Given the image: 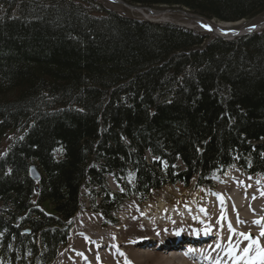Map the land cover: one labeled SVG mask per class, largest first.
Listing matches in <instances>:
<instances>
[{
    "label": "trees",
    "instance_id": "obj_1",
    "mask_svg": "<svg viewBox=\"0 0 264 264\" xmlns=\"http://www.w3.org/2000/svg\"><path fill=\"white\" fill-rule=\"evenodd\" d=\"M122 1L226 23L264 16V0ZM98 3L0 0V143L11 138L0 264H52L87 184L109 219L123 195L205 184L229 165L264 175V32L231 42ZM110 173L126 180L123 195L106 188Z\"/></svg>",
    "mask_w": 264,
    "mask_h": 264
},
{
    "label": "bare ground",
    "instance_id": "obj_2",
    "mask_svg": "<svg viewBox=\"0 0 264 264\" xmlns=\"http://www.w3.org/2000/svg\"><path fill=\"white\" fill-rule=\"evenodd\" d=\"M109 1L144 14V8L122 0ZM258 27L228 33L216 31V35L232 42L238 37L237 33ZM263 27L264 23L258 30ZM208 29L213 31L211 26ZM215 190L219 193L209 198L206 204H203L202 193L196 198L193 193H185L182 197L170 193L172 198L163 195L161 202L152 201L146 206L131 202L106 231H102L104 221L96 216L88 214L81 217L70 240L68 238L69 244L64 245L67 247L57 255L55 264H195L193 258L190 260L193 255L189 249L216 262L229 259L236 264H246L247 257L239 259L244 257L243 250L248 248L241 233L259 238L258 243L264 248V236L261 235L264 225L254 223L264 219V183L253 179L241 182L229 179L227 185H220ZM25 232L30 233L31 230L25 229ZM213 234L216 239H211ZM249 248L248 255L255 259L256 245Z\"/></svg>",
    "mask_w": 264,
    "mask_h": 264
},
{
    "label": "rangeland",
    "instance_id": "obj_3",
    "mask_svg": "<svg viewBox=\"0 0 264 264\" xmlns=\"http://www.w3.org/2000/svg\"><path fill=\"white\" fill-rule=\"evenodd\" d=\"M101 3H98L99 5H104L106 6L108 9L113 10V11H117V13H120L123 16L126 17H130V18H134V19H138L141 21H150L153 23H169V24H174L178 27L181 28H186L189 31H195L196 33L199 34H203V35H207L210 38L213 37H217L218 35H216V31H221L222 33H228L232 30H240L243 28H249V27H254L256 25L262 24L264 23V16L262 17H258L256 19H252V20H245V21H238V22H218L217 20H208L207 19H203L202 17L196 16V14H193L191 12H189L186 8L183 7H177V6H156L153 9H147L144 8V14H141L140 12L136 11V10H131L130 8L126 7L123 4H115L110 2L109 0H98ZM140 8V7H138ZM142 8V7H141ZM140 8V9H141ZM152 12H154L155 14H153ZM145 15H148L149 17H145ZM205 18V17H204ZM150 19V20H148ZM154 20H156L154 22ZM159 21V22H157ZM211 26L213 28V31H210L208 29V27ZM215 29V30H214ZM264 30V27L262 29L259 30V32H262ZM215 31V32H214ZM11 143V138H7L6 140H3L0 143V155L3 154L8 148L9 145ZM226 175H230L229 179H234V180H239V182L243 181V180H248L247 179V175L244 174L241 170L237 169V168H230L227 172ZM244 176V177H243ZM131 178H134V175L132 173L128 174V181L127 182H131ZM222 178H227V177H223V175H218L215 177V183L218 182V180H220L219 182H221ZM241 178V179H240ZM257 178V180H259V183H264V179L260 178V177H254ZM107 180V184H106V188L108 190H110L111 192H120L121 191V186L123 184H126L123 181L126 180H122V177L119 178V180H122V182L117 183L112 176H109L107 178H105ZM241 180V181H240ZM262 181V182H261ZM238 182V181H236ZM120 184V185H119ZM222 185V184H221ZM225 185H222V187H224ZM220 185L216 188H219ZM193 188L195 189V191H198L197 187H195V185L191 186L189 189H179L178 187H164L163 189L157 191V193L153 196V198L148 201V202H144V203H140L138 198L134 197L131 200L126 201L123 205H122V210L124 209V207L126 206V204L129 203H136V204H140V206H146L149 205L150 202H161L160 200H162V198H164L163 195L169 196L170 198H172V196H170V193H173L175 196L177 197H182L184 196L185 193L191 194L190 192H195L192 191ZM215 188V189H216ZM88 190V191H87ZM99 190H95L94 188L90 185L87 184L86 187L83 188L82 190V195H81V199L83 202V210L82 212L77 213V215L74 216V219L71 221L70 223V232H71V236L73 233V229L75 227V224L77 222V220L81 217H85L88 214L90 215H94L96 216L98 219L103 220L104 221V226L102 227V231H106V229H110L113 225H106L108 219H106L101 213L96 212L93 210V208L91 207V201H92V197L94 194H96ZM85 193V194H84ZM168 193V194H167ZM91 194V196H90ZM181 195V196H180ZM99 200V201H98ZM100 202V198L96 199V204H98ZM157 202V203H158ZM93 211V212H92ZM117 215L115 214V219L118 220V217H116ZM105 229V230H104ZM69 232V233H70ZM71 236H69V240L71 238ZM69 240L67 241V245L69 244ZM67 246H63V248L61 247V252L66 248ZM58 256L60 255V252ZM57 256V257H58ZM57 259V258H56ZM56 260L52 263L55 264Z\"/></svg>",
    "mask_w": 264,
    "mask_h": 264
},
{
    "label": "snow or ice",
    "instance_id": "obj_4",
    "mask_svg": "<svg viewBox=\"0 0 264 264\" xmlns=\"http://www.w3.org/2000/svg\"><path fill=\"white\" fill-rule=\"evenodd\" d=\"M262 194H264V193H262ZM202 211L206 212V209H202ZM254 223L264 225V219H261L259 221H254ZM229 227L231 228L230 223H229ZM232 231L234 232V230H232ZM241 235L244 236L245 239L251 240L252 243L256 245L257 254H256L255 259H253L252 257H250L248 255L251 249L246 248L244 250V253H245L244 257H240L239 259H244L245 257H247L249 264H264V248L260 247V245L258 243L259 238H253L250 233L249 234L241 233ZM261 235L264 236V229H262ZM129 264H130V262H129Z\"/></svg>",
    "mask_w": 264,
    "mask_h": 264
},
{
    "label": "water",
    "instance_id": "obj_5",
    "mask_svg": "<svg viewBox=\"0 0 264 264\" xmlns=\"http://www.w3.org/2000/svg\"><path fill=\"white\" fill-rule=\"evenodd\" d=\"M30 177L33 179V181L38 182L41 181L42 179V175L40 174V172L38 171V169L35 166H32L30 168ZM29 232V231H27Z\"/></svg>",
    "mask_w": 264,
    "mask_h": 264
}]
</instances>
